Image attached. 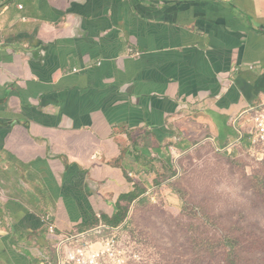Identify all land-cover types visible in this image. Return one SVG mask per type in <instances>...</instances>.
<instances>
[{"label": "crops", "instance_id": "0c3cea01", "mask_svg": "<svg viewBox=\"0 0 264 264\" xmlns=\"http://www.w3.org/2000/svg\"><path fill=\"white\" fill-rule=\"evenodd\" d=\"M260 104L264 0H0V264H45L43 217L112 219Z\"/></svg>", "mask_w": 264, "mask_h": 264}, {"label": "rangeland", "instance_id": "374dc122", "mask_svg": "<svg viewBox=\"0 0 264 264\" xmlns=\"http://www.w3.org/2000/svg\"><path fill=\"white\" fill-rule=\"evenodd\" d=\"M140 190L120 225L130 264H264V156L201 146Z\"/></svg>", "mask_w": 264, "mask_h": 264}, {"label": "built area", "instance_id": "2783aa9c", "mask_svg": "<svg viewBox=\"0 0 264 264\" xmlns=\"http://www.w3.org/2000/svg\"><path fill=\"white\" fill-rule=\"evenodd\" d=\"M239 140L227 152L247 150L249 154L264 156V104L252 107L231 119ZM42 221L49 236L55 238V257L42 255L45 264H130L140 261V253L131 242L120 240L122 226L99 225L81 230L58 233L49 215Z\"/></svg>", "mask_w": 264, "mask_h": 264}, {"label": "trees", "instance_id": "16d2710c", "mask_svg": "<svg viewBox=\"0 0 264 264\" xmlns=\"http://www.w3.org/2000/svg\"><path fill=\"white\" fill-rule=\"evenodd\" d=\"M143 194H145V192L139 190L137 192H133V193H131L129 195L123 196L121 198V200L126 201L129 204H132L138 198H140V196L143 195ZM126 218H127V208L120 207L119 211L116 213V215L112 219H109V218H106V217H103L100 220L97 219V222L95 223V226L99 225V223L102 221L104 224H107V225H109L111 227H118V226H120L121 224H123L125 222ZM81 230H83V229H81Z\"/></svg>", "mask_w": 264, "mask_h": 264}]
</instances>
